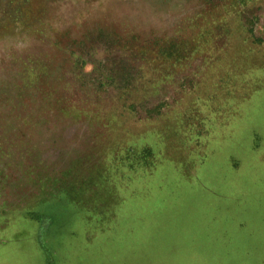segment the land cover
I'll list each match as a JSON object with an SVG mask.
<instances>
[{"label": "rangeland", "instance_id": "rangeland-1", "mask_svg": "<svg viewBox=\"0 0 264 264\" xmlns=\"http://www.w3.org/2000/svg\"><path fill=\"white\" fill-rule=\"evenodd\" d=\"M0 264H264V0H0Z\"/></svg>", "mask_w": 264, "mask_h": 264}, {"label": "trees", "instance_id": "trees-1", "mask_svg": "<svg viewBox=\"0 0 264 264\" xmlns=\"http://www.w3.org/2000/svg\"><path fill=\"white\" fill-rule=\"evenodd\" d=\"M124 45H122V49H126V42H123ZM165 49L161 48L158 52L155 53V59L154 61H147L145 60V54H138L140 55V57H138V60H136V58L134 59L132 52H130V49L128 52H124V54L122 53V61H120L118 64L113 65L112 66V75H109V78H104V85H113L114 88L119 89L120 86H122V91H127L128 89L132 88V91H138L140 90V88H143L144 85H146L148 82H152L155 83L157 79V77L154 76L155 73V67L154 66H158L159 63H163V58L165 59V61H168L172 58L173 56V51L172 50H168L167 52H164ZM172 51V52H171ZM163 57V58H162ZM122 62V63H121ZM139 62L141 64V66H139ZM132 63H134V65H132ZM83 64H85V62H83ZM122 64V66H121ZM126 64L128 65L126 67ZM97 67V66H95ZM94 67V68H95ZM129 67H132L134 69V72L132 70H130ZM122 68V71H121ZM129 68V69H128ZM147 69H151L152 72H150V74L148 73ZM131 71V72H129ZM138 74V75H137ZM115 75V76H114ZM153 75V77H151ZM149 77V78H148ZM101 78V77H100ZM99 78V79H100ZM103 78V76H102ZM154 78L155 81H153L152 79ZM103 80V79H100ZM108 81V83H107ZM151 84V86H152ZM100 85H102V82H100ZM139 86H141L139 88ZM150 86V88H151ZM121 89V87H120Z\"/></svg>", "mask_w": 264, "mask_h": 264}]
</instances>
